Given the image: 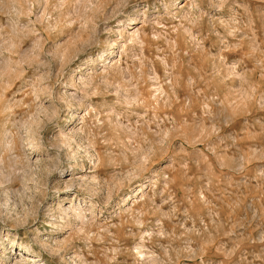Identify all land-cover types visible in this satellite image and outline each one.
I'll use <instances>...</instances> for the list:
<instances>
[{
	"label": "rangeland",
	"instance_id": "obj_1",
	"mask_svg": "<svg viewBox=\"0 0 264 264\" xmlns=\"http://www.w3.org/2000/svg\"><path fill=\"white\" fill-rule=\"evenodd\" d=\"M0 264H264V0H0Z\"/></svg>",
	"mask_w": 264,
	"mask_h": 264
},
{
	"label": "bare ground",
	"instance_id": "obj_2",
	"mask_svg": "<svg viewBox=\"0 0 264 264\" xmlns=\"http://www.w3.org/2000/svg\"><path fill=\"white\" fill-rule=\"evenodd\" d=\"M65 210H66V209H65ZM75 210H76V209H74V211H75ZM75 212H76V211H75ZM76 215L79 216V217H80V216H81V217H83V216L85 217V215H83V214L80 213V212H79V213H76ZM20 254H21V252H20ZM20 254H19V255H20Z\"/></svg>",
	"mask_w": 264,
	"mask_h": 264
}]
</instances>
